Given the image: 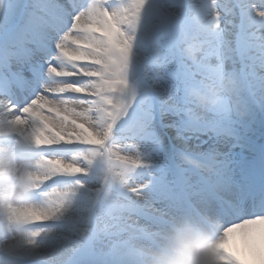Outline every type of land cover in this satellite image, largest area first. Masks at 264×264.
Masks as SVG:
<instances>
[{
	"label": "snow or ice",
	"instance_id": "1",
	"mask_svg": "<svg viewBox=\"0 0 264 264\" xmlns=\"http://www.w3.org/2000/svg\"><path fill=\"white\" fill-rule=\"evenodd\" d=\"M5 23L0 264H144L201 227L212 264H264V0H0ZM61 57L96 66L65 89L85 107L49 104Z\"/></svg>",
	"mask_w": 264,
	"mask_h": 264
},
{
	"label": "clouds",
	"instance_id": "2",
	"mask_svg": "<svg viewBox=\"0 0 264 264\" xmlns=\"http://www.w3.org/2000/svg\"><path fill=\"white\" fill-rule=\"evenodd\" d=\"M231 81L226 78L224 88L230 87ZM223 90L218 95H226ZM217 101L212 100L208 103V107L201 111L199 115L205 116L211 113ZM185 164L194 165L201 169L205 176L214 177L215 170L204 164L197 163L188 157L181 158ZM169 239L163 240L159 247L152 248L144 260V264H212L210 246L217 239V234L201 227L199 234L194 233V239L188 242H179L172 244L170 238L173 233L169 232Z\"/></svg>",
	"mask_w": 264,
	"mask_h": 264
},
{
	"label": "bare ground",
	"instance_id": "3",
	"mask_svg": "<svg viewBox=\"0 0 264 264\" xmlns=\"http://www.w3.org/2000/svg\"><path fill=\"white\" fill-rule=\"evenodd\" d=\"M7 13V8L5 9V16ZM6 26V23L4 25H0V28ZM2 33V32H0ZM71 47L80 49L78 45L75 44H70ZM55 66L59 68V71L56 73L52 74H46L45 75V80L48 79H56L60 80L58 82V87L54 86H47L45 87V91L51 94V98H49V104L50 106H56L61 108L63 110L64 104L61 98H69L73 100V103H68L70 106H76V107H85L84 105H81L79 100L76 99L77 95H82V94H76L72 92H67L65 91L66 86L70 84L72 81H78V80H88V77H84L83 73L81 71V68L85 71H93L95 70L92 65L87 62V61H76L71 58L69 59H64L61 57L60 59L55 61ZM47 71V70H46ZM84 82V81H81ZM74 146H66L59 151L61 152H67L70 150H73Z\"/></svg>",
	"mask_w": 264,
	"mask_h": 264
},
{
	"label": "rangeland",
	"instance_id": "4",
	"mask_svg": "<svg viewBox=\"0 0 264 264\" xmlns=\"http://www.w3.org/2000/svg\"><path fill=\"white\" fill-rule=\"evenodd\" d=\"M10 2H11V0H9V3H10ZM6 8H7V6H6ZM6 15H8V9H7V13H6ZM1 28H4V29H8V30H10V29H11V24L6 23V26H3V27H1ZM0 36H1V34H0ZM0 39H1V38H0ZM68 47L72 50L73 53H80V52L84 51V49H82L81 47H79L80 49L73 48V47L70 46V44L68 45ZM92 67L95 69L96 66L92 65ZM58 69H59V68H58ZM81 69H82V68H81ZM49 81L51 82V85H52V86H54V87H58V84H56V83H58V82H56V81H60V80H54V78H53V79H51V80L46 81V82L44 83V85H45V86H51L50 84H48ZM85 81H87V80H85ZM85 81H84V82H85ZM60 100H62L63 103H65V102H67V103H73V100H72V99H69V98H61V97H60ZM93 111H94V113H95L96 118L101 122V126H102V124H103V113H102V112H98V111H96L95 109H94ZM205 139H206V138H205ZM235 151H236V150H235ZM98 171H99V167H98V166H97L96 168L93 169L94 174L97 173Z\"/></svg>",
	"mask_w": 264,
	"mask_h": 264
}]
</instances>
